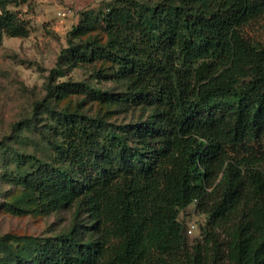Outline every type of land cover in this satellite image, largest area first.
<instances>
[{
  "label": "trees",
  "instance_id": "obj_1",
  "mask_svg": "<svg viewBox=\"0 0 264 264\" xmlns=\"http://www.w3.org/2000/svg\"><path fill=\"white\" fill-rule=\"evenodd\" d=\"M28 1L0 0V43L29 35L8 8ZM98 19L109 40L70 39L60 62L108 60L125 90L50 81L35 117L47 111L40 134L59 161L17 157L29 165L18 176L25 186L49 207L75 203L86 224L11 264H264V50L247 31L264 19V0H115ZM66 93L142 114L117 124L52 105ZM192 203L207 220L189 244L180 213Z\"/></svg>",
  "mask_w": 264,
  "mask_h": 264
},
{
  "label": "rangeland",
  "instance_id": "obj_2",
  "mask_svg": "<svg viewBox=\"0 0 264 264\" xmlns=\"http://www.w3.org/2000/svg\"><path fill=\"white\" fill-rule=\"evenodd\" d=\"M114 1L30 0L8 6L30 23L31 31L27 36L4 35L0 43V264H11L16 254H30L36 241L63 232L75 222L86 224L83 211L76 217L75 203L49 207L48 198L25 186L18 176L29 165L17 157L33 154L42 160L59 161L56 151L40 134L50 121L47 111L35 117V104L48 99L50 81H83L115 95L125 90L123 83L114 78V66L108 60L88 63L70 57L66 63L60 62L70 39L73 43L88 40L97 44L109 40L98 15ZM79 24L84 28L75 35L73 28ZM247 31L264 50V19ZM57 67L61 72L51 73ZM50 101L57 109L79 108L80 112L103 115L117 124L138 120L142 114L141 108H131L128 102H105L81 93H66ZM31 120L36 126L27 128ZM180 220L189 244L203 239L207 216L197 210L195 203L181 211ZM193 225V231H189Z\"/></svg>",
  "mask_w": 264,
  "mask_h": 264
},
{
  "label": "built area",
  "instance_id": "obj_3",
  "mask_svg": "<svg viewBox=\"0 0 264 264\" xmlns=\"http://www.w3.org/2000/svg\"><path fill=\"white\" fill-rule=\"evenodd\" d=\"M60 14H62V12ZM193 228H194V225L191 227V229L189 231H193Z\"/></svg>",
  "mask_w": 264,
  "mask_h": 264
}]
</instances>
